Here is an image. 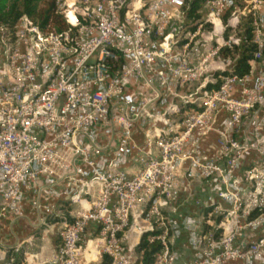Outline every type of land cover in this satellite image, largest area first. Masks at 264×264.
I'll list each match as a JSON object with an SVG mask.
<instances>
[{"label": "built area", "instance_id": "2783aa9c", "mask_svg": "<svg viewBox=\"0 0 264 264\" xmlns=\"http://www.w3.org/2000/svg\"><path fill=\"white\" fill-rule=\"evenodd\" d=\"M55 5L0 23V218L61 240L0 264H264V0Z\"/></svg>", "mask_w": 264, "mask_h": 264}, {"label": "crops", "instance_id": "0c3cea01", "mask_svg": "<svg viewBox=\"0 0 264 264\" xmlns=\"http://www.w3.org/2000/svg\"><path fill=\"white\" fill-rule=\"evenodd\" d=\"M204 147L210 151L216 149L217 135L215 133L208 135L204 141ZM58 229L59 225L56 222L42 223L41 216L27 204L25 217L15 221L9 218H0V248L14 247L34 235L33 246L29 249L38 254L39 259H44L50 257L60 244ZM11 230L13 235L10 234ZM37 232L41 235L40 242H37ZM23 250L25 251V248ZM22 254L25 259V254Z\"/></svg>", "mask_w": 264, "mask_h": 264}, {"label": "trees", "instance_id": "16d2710c", "mask_svg": "<svg viewBox=\"0 0 264 264\" xmlns=\"http://www.w3.org/2000/svg\"><path fill=\"white\" fill-rule=\"evenodd\" d=\"M203 0H190L192 11ZM28 15L36 20L42 27L48 24H53L59 30L66 27L63 15L56 12L55 0H0V23L13 25L21 16ZM253 48L249 45H244L239 59L240 73H245L249 70L248 62L251 59ZM57 218H49L48 222H55ZM156 247L147 248L145 261L150 263L153 258V253ZM14 248H11V254ZM23 249L19 253L14 254L17 262H23ZM20 254V255H19Z\"/></svg>", "mask_w": 264, "mask_h": 264}, {"label": "rangeland", "instance_id": "374dc122", "mask_svg": "<svg viewBox=\"0 0 264 264\" xmlns=\"http://www.w3.org/2000/svg\"><path fill=\"white\" fill-rule=\"evenodd\" d=\"M10 234L13 235L12 230L10 231ZM36 237H38V238H37V242H40L41 235H40L39 232L36 233Z\"/></svg>", "mask_w": 264, "mask_h": 264}]
</instances>
